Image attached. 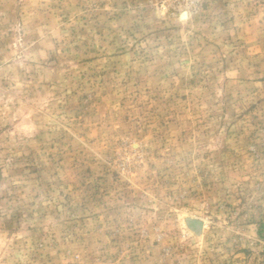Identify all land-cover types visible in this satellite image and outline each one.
I'll list each match as a JSON object with an SVG mask.
<instances>
[{
    "label": "rangeland",
    "instance_id": "obj_1",
    "mask_svg": "<svg viewBox=\"0 0 264 264\" xmlns=\"http://www.w3.org/2000/svg\"><path fill=\"white\" fill-rule=\"evenodd\" d=\"M0 264H264V0H0Z\"/></svg>",
    "mask_w": 264,
    "mask_h": 264
},
{
    "label": "water",
    "instance_id": "obj_2",
    "mask_svg": "<svg viewBox=\"0 0 264 264\" xmlns=\"http://www.w3.org/2000/svg\"><path fill=\"white\" fill-rule=\"evenodd\" d=\"M195 228H198L199 229L200 228V225H196Z\"/></svg>",
    "mask_w": 264,
    "mask_h": 264
}]
</instances>
